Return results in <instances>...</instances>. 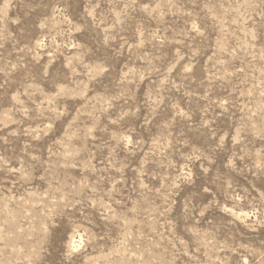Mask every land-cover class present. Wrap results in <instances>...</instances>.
<instances>
[{
	"label": "rangeland",
	"instance_id": "rangeland-1",
	"mask_svg": "<svg viewBox=\"0 0 264 264\" xmlns=\"http://www.w3.org/2000/svg\"><path fill=\"white\" fill-rule=\"evenodd\" d=\"M0 264H264V0H0Z\"/></svg>",
	"mask_w": 264,
	"mask_h": 264
},
{
	"label": "bare ground",
	"instance_id": "bare-ground-1",
	"mask_svg": "<svg viewBox=\"0 0 264 264\" xmlns=\"http://www.w3.org/2000/svg\"><path fill=\"white\" fill-rule=\"evenodd\" d=\"M72 243H73V248H77V245H76L77 241L75 239L72 241Z\"/></svg>",
	"mask_w": 264,
	"mask_h": 264
}]
</instances>
